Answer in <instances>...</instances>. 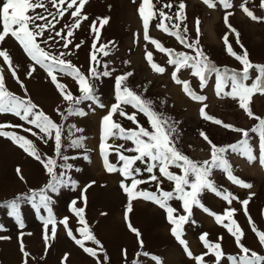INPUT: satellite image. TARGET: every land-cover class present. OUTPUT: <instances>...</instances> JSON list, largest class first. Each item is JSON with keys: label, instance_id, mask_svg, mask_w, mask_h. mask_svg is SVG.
<instances>
[{"label": "rangeland", "instance_id": "1", "mask_svg": "<svg viewBox=\"0 0 264 264\" xmlns=\"http://www.w3.org/2000/svg\"><path fill=\"white\" fill-rule=\"evenodd\" d=\"M157 3V0H153ZM181 0H159L157 7L171 3V9L163 10L173 17L172 21L165 20L164 23L170 29L173 24L180 25V32L189 42L197 39L196 20L200 21L199 47L207 57L217 67L223 69H235L240 71L242 65L226 51L224 36L227 35L228 42L237 54H242L247 50L250 61L254 64L264 63V22L253 21L244 14L239 5L243 0H231L233 7L224 9L217 4L215 8H208L203 0H183L186 5L184 9L185 19L176 20L175 15L179 10ZM3 0H0L2 7ZM49 11L55 13L56 9L45 0ZM140 0H88L82 9V15L88 17L82 20L79 28H73V35L67 37L68 28L65 25H72L75 18L71 17L69 9L61 18L48 16L43 9L37 12L47 16L52 20L54 27L46 29L42 37H38L40 46L53 55L59 56L61 52L66 55L62 57L70 61L72 65L79 68L85 75H89L90 67H95L98 72L105 70L110 72V76L92 79L95 86V95L100 103L105 107H99L91 101H86L77 106L86 115H71L62 119L57 113V109L64 112L68 104L63 100L55 85L51 82L47 72L24 53L17 41L10 35L0 42V50H6L10 55L13 67L23 83L24 88L12 77L8 66L0 58V68L3 69L6 87L9 91L23 98H30L39 110L46 113L53 121L62 126V148L61 156H67V161L57 159V175L63 173V178L69 183L61 186L58 191L47 190L46 194L51 198L49 207L51 215L56 222V237L49 239V247L46 250L44 241L43 220L49 212L43 207H34L33 202L28 199L33 191L39 192L45 188L50 176L43 165L27 155L21 148L11 142V140L0 137V264H23L24 256L21 252V243L30 254L27 264H62L63 258L67 254V260L63 264H157L153 257L159 258L162 264H197L194 258H190L184 251V247L179 244L171 234L173 227L167 220L166 212L158 205L142 198L132 201V211L128 213V221L132 227L136 228L140 237L130 231L128 222L125 220V211L128 205V197L121 188V181L130 184V179H125L119 172L109 173L105 170L103 160L100 155V124L101 119L107 114L108 108L115 102V78L117 76L132 72L126 84L142 98L152 102V108L163 114L176 127V146L178 149L194 161L210 159L211 148L200 133L204 132L208 138L217 146H227L242 139V134L226 129L209 120H205L200 115V108L207 105L206 113L224 123L234 125L236 128L250 130L257 121L250 119L239 107L238 102L221 94L219 97L215 91V74H208L205 86L200 87L199 78L192 75V69L181 68L177 72V77L190 82L191 89L197 95H203L207 99L203 102L194 101L182 90L181 85L174 82L172 72L175 65L167 63L169 57L166 53L156 49L150 41L143 38L144 29L142 20L138 14ZM65 4L63 7H66ZM258 17H264V9L259 7V0H249L247 5ZM226 12H232L229 16V23L239 33V43L236 34L224 23ZM32 13H29L31 15ZM109 18L108 23L99 28V40H96L95 33L91 30V25L97 18ZM58 21V22H57ZM38 23H45L41 20ZM159 17L150 21L149 36L160 42L163 47L173 49L175 52H185L195 55L192 49L184 47L175 37L164 33L156 25ZM187 28L185 32L184 29ZM2 31V24H0ZM57 31L61 36L71 40L68 48H63L64 40L56 36ZM49 36L54 39H48ZM47 40L45 44L43 41ZM93 43L97 49L100 45H107L104 51L108 55H103L102 51H96L99 63L91 61L90 56L94 51ZM76 45H80L79 48ZM241 45L243 48H241ZM153 53V61L165 68L163 74L154 72L146 60V52ZM140 56L139 63H136V56ZM127 61V63H125ZM107 65V68L104 66ZM35 67L31 76L29 69ZM60 83L67 86L74 95H80L78 85L70 76L62 73H55ZM255 76V71L252 72ZM91 79V77H90ZM27 90V96L25 91ZM230 86L224 91H230ZM251 108L260 117H264V97L257 94L252 98ZM125 110L131 114L135 111L130 106H125ZM121 123L124 128H135L132 122L118 114L113 117ZM136 119L140 125L149 128L147 118L142 113H137ZM0 123L12 125H23L24 128H32L33 132H38L34 126L27 124L12 114H0ZM79 129L80 131H77ZM5 131L15 132L32 140L39 150L42 158L54 157V142L43 143L36 136L25 132L23 128H5ZM42 135V134H40ZM82 138V139H81ZM73 140H79L82 146H76ZM109 144H125L131 147V142L123 140H109ZM249 143L253 148V154L259 156V137L255 133L249 132ZM125 155H135V153H124ZM87 157V159H85ZM225 158L229 161L233 174L245 183L252 185L251 188L240 187L227 179L226 174L219 169H214L211 179L216 187L222 191L231 193L238 200H233L228 204L221 197L210 191H205L200 196L202 204L217 214H223L226 209H235L234 219L243 229L244 238L241 243L249 249L264 255V248L258 242L255 233L245 215L240 201L249 200L247 205L248 215L259 231H264V168L257 159L249 163L246 157L229 150L225 153ZM109 161L117 164V156L111 154ZM64 165H71L65 168ZM119 167V165H117ZM135 167L141 168V173L137 179L148 180L149 173L145 169V164L137 162ZM17 168L21 170V175L17 174ZM170 171L182 174L179 169L171 167ZM159 176L158 169L153 173ZM160 187L164 191H172L174 183L163 179ZM71 181H75V187ZM94 182V183H93ZM87 185L86 191H83ZM137 190L156 192V182L149 181L138 186ZM159 195V192H157ZM86 197V203L82 198ZM16 197H21L19 201L20 218L23 227L14 216L9 215V209L5 202ZM38 202V197L36 198ZM72 201H76L75 207L84 208V216L91 233L100 241V246L92 241H84L85 247L97 250V256L93 257L84 252L73 239L67 235V230L60 223L67 218L68 226L73 234L82 239L79 229L82 225L78 222V217L72 211ZM169 204L178 210L177 214H185L181 207V202L177 200L169 201ZM223 223H228L223 219ZM49 225V236H51ZM207 233L206 240L210 243L219 242L222 245L225 258L221 264H231L228 256H239L241 253L234 241V238L227 230L218 224L214 217L205 213L199 207H193L192 215L188 223L183 226L182 238L187 242L193 257L209 253L210 250L201 241V234ZM223 237L222 240H218ZM143 241L141 247L139 241ZM126 250V256H125ZM147 253L148 255H144ZM105 256L107 259H105ZM203 264H215L213 255H205Z\"/></svg>", "mask_w": 264, "mask_h": 264}, {"label": "snow or ice", "instance_id": "2", "mask_svg": "<svg viewBox=\"0 0 264 264\" xmlns=\"http://www.w3.org/2000/svg\"><path fill=\"white\" fill-rule=\"evenodd\" d=\"M88 0H48L56 12L53 13L49 11L45 0H3L2 7H0V24H2V31H0V42H3L7 36H11L18 42L20 47L23 49L24 53L34 62V65H39L43 68L47 75L50 77L51 82L57 88L59 94L64 101L67 102L68 108L61 112L57 109V113L62 119H66L67 116L71 115H86V113L79 109L81 103L86 101H91L97 104L99 107H105L99 102L97 96L95 95V86L92 83V79H99L101 77L110 76V72L105 70L103 72H98L95 67H90L89 75L82 73L79 68L72 65L70 61L62 59L66 55L65 52H61L59 56L53 55L46 51L40 46L38 37H42L46 29L54 27L52 20H48L47 16L37 9H43L48 16H52L55 20L57 16L63 17L69 9L71 11V17L75 18V22L72 25H65L68 28L67 37L73 35V28H79L82 20H87L86 15H82V9L87 4ZM135 3L136 0H133ZM159 0L154 3L153 0H140L139 7L137 9L138 14L143 23L144 34L143 38L146 41H150L155 45L156 49L160 52L166 53L169 57L167 63L170 65H175V71L172 72V79L175 83L182 85V90L194 101L203 102L207 98L203 95H197L190 87V82L186 80H181L177 77V72L181 68L192 69V75L199 78L200 87L205 86L208 74H215V91L216 95L219 97L223 94L224 97L231 98L238 102L239 107L245 112V114L257 123L251 127L250 130L236 128L234 125L224 123L223 121L216 119L208 115L205 111L207 108L206 104L200 108V115L205 120H209L217 125L235 131L242 134V139L238 140L236 143L229 144L227 146H217L215 145L208 136L201 132V137L207 141L210 145V159L203 161H194L187 155L182 153L176 146V127L174 122H170L168 118L164 117L163 114L156 112L152 108V102L142 98L141 95L137 94L133 89H131L126 81L129 77L133 75L132 72H127L126 74L117 76L115 78V102L107 110V114L101 119L100 124V155L103 160L105 170L109 173L119 172V174L125 179H130V184H125L121 181V188L126 193L128 197V205L125 211V220L128 222V227L130 231L136 234L139 238V231L132 227L130 221H128V213L132 211V201L134 199H144L146 201H151L163 209L167 214L168 222L173 226L171 228V234L179 242L180 245L184 247V251L190 258H194L197 264H203L205 255H213L215 258V264H221V261L225 258L223 253L222 245L219 242L210 243L206 240L207 233L201 234L200 239L204 243V246L210 250L209 253L202 254L201 256L193 257L192 252L187 246V242L182 238L183 226L189 222L192 215L193 207L201 208L205 213L214 217L215 221L224 227L227 232L234 238V241L240 251L239 256H228V261L231 264H264V255L257 253L249 249L247 246L241 243L244 238L243 229L239 226L237 221H235L234 214L235 209L228 208L223 214H217L205 207L200 199V196L205 191H210L221 197L228 204H231L233 200H238V197H234L231 193L222 192L217 187L215 182L210 178L214 169H219L226 174L228 180L232 183L244 187L251 188L252 185L245 183L233 174L231 165L229 161L225 158V153L229 150L234 153H239L240 155L246 157L249 163L259 160L261 167H264V117L257 116L252 108V98L259 94L264 97V64H254L250 61L248 57L247 50H243L242 54H237L233 51L231 44L228 42L227 35L224 36L223 40L226 46V51L229 55L235 58L241 65L242 69L237 71L235 69H228L227 67L221 69L217 67L209 57L202 51L199 47V35L200 21L196 20V33L197 39L193 42H189L185 36L180 32V25L173 24L172 28L176 29L173 31L164 23L165 20L172 21L173 17L168 15L163 9H171L173 5L171 3L163 5V7L158 8ZM203 3L208 8H215L217 4L221 5L224 9H231L233 4L231 0H203ZM249 0H243L239 5L240 9L253 21L264 22V17H258L254 14L252 10L247 6ZM66 7H63L64 5ZM186 5L183 0L179 3V10L176 12L175 19L183 20L184 9ZM259 7L264 9V0H259ZM29 13H32L29 15ZM232 12H226L224 16V23L231 30V32L236 34L237 43H239V33L235 28L229 23V16ZM159 17V23L156 27L161 29L164 33L175 37L184 47L192 49L195 55H189L185 52H175L173 49H168L163 47V45L155 39L149 36V24L150 21ZM45 21V23H38V21ZM109 18H97L91 25V30L95 33L96 40H99V28H102L108 23ZM58 22V21H57ZM99 23V28L97 27ZM187 31V28L184 29ZM56 36H60L64 40L63 48L67 49L71 40L67 39L65 36H61V32L57 31ZM48 39H54V37L49 36ZM43 43L47 44L48 41L45 40ZM77 48L80 45H76ZM93 52L90 56L91 61L99 63L97 60L96 51H102L103 55H108L107 45H100L97 49L96 43L92 45ZM241 48L243 46L241 45ZM0 58L8 66L11 71L12 77L20 84L21 88H24L23 83L19 80L17 73L13 67L12 59L6 50H0ZM146 60L149 63L151 69L159 74L165 72V68L157 65L153 61V53L146 52ZM127 63V61L125 62ZM107 68V65L104 66ZM35 71V67L29 69L28 75L31 76L32 72ZM255 71V76H252V72ZM56 72L62 73L64 75L70 76L78 85V91L80 95H74L67 86L60 83L58 80ZM91 77V79H90ZM230 86V91L225 92V87ZM25 96H27V90L24 89ZM125 106H130L135 111L129 114L125 110ZM137 113H142L150 125L149 128H145L140 125L139 121L136 119ZM0 114H12L18 117L20 120L25 121L27 124L34 126L38 129V132H33L32 128H24L23 125H12L7 123H0V137L7 138L11 140L12 143L21 148L27 155L31 156L35 160L39 161L47 174L50 176L48 183L45 188L41 189L39 192L33 191L31 196L28 197L33 202L34 207H43L49 212L46 219L43 220L44 224V241L46 250L50 246L49 239L54 240L56 237V222L51 215V209L49 204L51 198L46 194L47 190L52 192L58 191V189L69 183L63 178V173L59 176L57 175L56 169L57 159L61 158L67 161L69 158L67 156H61L62 148V126L55 121H53L46 113L39 110L38 106L34 104L30 98H23L19 95L14 94L9 91L6 87L5 76L3 69L0 68ZM119 115L124 117L128 121L136 125L135 128H124L121 123L113 119L114 116ZM5 128H23L25 132L31 133L36 136L43 143L47 144L50 140L54 142V157H44L42 158L39 150L37 149L35 143L23 135H19L15 132L5 131ZM77 131H80L77 129ZM249 132L255 133L259 137V156L253 154V148L249 143ZM42 134V135H40ZM82 139V138H81ZM123 140L125 142H131V147H126L125 144L113 145L109 144V140ZM72 143L76 146H82L79 140H73ZM135 153V155H125L124 153ZM115 154L117 156V164H112L109 161V156ZM87 159V157H85ZM137 162L145 164V171L149 173L148 180L137 179L136 176L141 173L140 167H135ZM119 165V167L117 166ZM65 168H71V165H64ZM175 167L179 169L182 174H176L169 169ZM154 169H158L159 176L152 174ZM17 174L23 179L21 175V170L17 168ZM163 179L174 183V188L172 191H164L160 185ZM149 181L156 182V192H150L146 190H137L138 186ZM94 183V182H93ZM73 187H75V181H71ZM87 185L83 191L87 190ZM159 192V195H157ZM38 197V202L37 198ZM86 203V197H83ZM21 197H16L10 201L5 202V206L9 209V215L14 216L16 220L23 227V222L20 218L19 212V201ZM177 200L181 202V207L185 214H177L178 210L173 208L169 201ZM76 201H72V211L78 217V222L82 227L78 230L80 237L78 239L71 228L68 226L67 218L60 221V223L67 230V235L74 240V242L80 246L84 252L90 256L96 257L97 250L89 247H85L84 241H92L96 245L100 246L102 251V245L100 241L91 233V230L87 224L84 216V208L75 207ZM243 206V210L246 216H248L249 224L252 231L255 233L259 244L264 248V231H259L251 217L248 215L247 205L249 203L248 199L240 201ZM223 219H227L228 223H223ZM49 225L51 227V236H49ZM7 237H0V239H6ZM223 237H219L218 240H222ZM141 247L143 246V241H139ZM21 252L24 256L23 264H27V258L30 255L24 248L23 243H21ZM126 256V250H125ZM144 255H148L144 253ZM105 259L107 257L105 256ZM157 261V264H162V262L157 257H153ZM67 260V254L63 258V261ZM62 261V264H63ZM99 264V261H98Z\"/></svg>", "mask_w": 264, "mask_h": 264}, {"label": "bare ground", "instance_id": "3", "mask_svg": "<svg viewBox=\"0 0 264 264\" xmlns=\"http://www.w3.org/2000/svg\"><path fill=\"white\" fill-rule=\"evenodd\" d=\"M140 60H141V59H140V56L137 55V56H136V60H135V62H136V63H139Z\"/></svg>", "mask_w": 264, "mask_h": 264}, {"label": "trees", "instance_id": "4", "mask_svg": "<svg viewBox=\"0 0 264 264\" xmlns=\"http://www.w3.org/2000/svg\"><path fill=\"white\" fill-rule=\"evenodd\" d=\"M260 64H264V63H260ZM181 88H182V85H181ZM264 168V167H263Z\"/></svg>", "mask_w": 264, "mask_h": 264}]
</instances>
